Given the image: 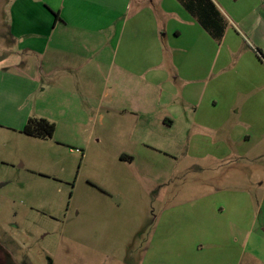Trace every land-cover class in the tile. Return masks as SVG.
<instances>
[{"label": "rangeland", "instance_id": "1", "mask_svg": "<svg viewBox=\"0 0 264 264\" xmlns=\"http://www.w3.org/2000/svg\"><path fill=\"white\" fill-rule=\"evenodd\" d=\"M13 2L0 0V56L10 51L4 22ZM248 2L261 6L264 43V0ZM89 36L80 69L89 82L64 102L42 105L53 137L10 140L0 132V243H10L13 263L264 264V103L255 121L227 118L226 106L212 104L218 95H248L244 74L203 70L196 108L167 94L164 78L151 86L145 77L125 79L115 46ZM135 61L141 72L152 63L141 54Z\"/></svg>", "mask_w": 264, "mask_h": 264}, {"label": "crops", "instance_id": "2", "mask_svg": "<svg viewBox=\"0 0 264 264\" xmlns=\"http://www.w3.org/2000/svg\"><path fill=\"white\" fill-rule=\"evenodd\" d=\"M231 1L234 0H213L227 22L225 35L221 41H215L178 0H35L33 3L32 0H15L9 5V17L4 22L5 35L10 38L5 45H10V51L0 56V132L10 140L21 137L18 135H24L20 131L30 118H44L42 105L64 102L72 91L84 89L89 77L80 74V69L83 49L92 32L99 35L105 47L115 46L114 62L126 70L125 79L129 77L136 84L137 78L145 77L151 86L154 78H164L167 86L163 89L167 94L178 97L180 94L186 103L196 108L203 101L199 93L203 70L213 72L220 66L223 76L244 74L242 83L253 87L251 91L248 88V95L241 93L243 91L239 98L218 95L213 98V108L226 106L227 118L236 115L251 121L262 120L264 76L257 71L264 68L263 20L257 11L261 6L255 8L249 0H243L241 8L234 9ZM45 11L49 18L36 19ZM51 12L58 13V17L51 16ZM231 33L235 34L233 41ZM141 38L145 42H141ZM240 39L244 44L237 47ZM227 41L231 43L225 47ZM62 53L67 63L61 59ZM140 54L152 60L149 73L158 55L160 61L154 67L159 69L156 76L148 75V69L141 72L138 68L135 60ZM73 56L79 57L78 66L71 64ZM107 58L105 50L99 61L106 62ZM166 64L170 66L165 67ZM244 69H253L258 74L253 71L250 73L253 77L249 78L242 72ZM166 70L172 72L171 76ZM122 75L114 76L116 83L122 80ZM169 79L175 80L172 88H169ZM177 82L182 84L181 91ZM255 91H259L258 98L252 97ZM144 92L146 90L140 94ZM148 92L151 94V90ZM243 135L247 141L251 140L248 131ZM126 160L133 163V158ZM252 259L261 261L255 255Z\"/></svg>", "mask_w": 264, "mask_h": 264}, {"label": "trees", "instance_id": "3", "mask_svg": "<svg viewBox=\"0 0 264 264\" xmlns=\"http://www.w3.org/2000/svg\"><path fill=\"white\" fill-rule=\"evenodd\" d=\"M182 7L199 22L215 41H221L227 29L225 17L219 11L213 0H178ZM57 18L58 13H53ZM261 51L258 50V53ZM261 54V53H260ZM56 131V125L45 118H30L22 131L29 138L51 139ZM126 160V158H125Z\"/></svg>", "mask_w": 264, "mask_h": 264}, {"label": "flooded vegetation", "instance_id": "4", "mask_svg": "<svg viewBox=\"0 0 264 264\" xmlns=\"http://www.w3.org/2000/svg\"><path fill=\"white\" fill-rule=\"evenodd\" d=\"M9 245L8 241L0 243V264H14L12 257L8 253L7 246Z\"/></svg>", "mask_w": 264, "mask_h": 264}]
</instances>
